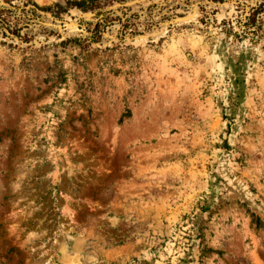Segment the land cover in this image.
I'll list each match as a JSON object with an SVG mask.
<instances>
[{
  "label": "rangeland",
  "instance_id": "1",
  "mask_svg": "<svg viewBox=\"0 0 264 264\" xmlns=\"http://www.w3.org/2000/svg\"><path fill=\"white\" fill-rule=\"evenodd\" d=\"M66 1L0 0V264H264V0Z\"/></svg>",
  "mask_w": 264,
  "mask_h": 264
},
{
  "label": "trees",
  "instance_id": "2",
  "mask_svg": "<svg viewBox=\"0 0 264 264\" xmlns=\"http://www.w3.org/2000/svg\"><path fill=\"white\" fill-rule=\"evenodd\" d=\"M113 1L116 2H120L123 3L125 1L128 0H106V2H104L103 4L100 3V0H67L65 5H60L58 3H56L54 5V8H56V10H53L51 7H44L43 10H47V11H51L55 14V16H58V14L62 11H65L68 8H77L83 12H95L96 15L101 14V9L105 6L108 5L110 3H112ZM214 2H223V0H213ZM264 4L261 3L257 8H252V11L249 13V15L247 16V19L244 23V26L246 27V29H251L252 33H255V31L257 29L260 28L259 23H260V13L263 11V7ZM98 24V23H97ZM224 24V23H223ZM246 32V31H244ZM227 35H233L234 37L238 38V34L236 32H232L231 30H227L226 31ZM78 39H75L74 41H77ZM255 224L257 227H261L263 226L261 221L259 220V218H255Z\"/></svg>",
  "mask_w": 264,
  "mask_h": 264
}]
</instances>
